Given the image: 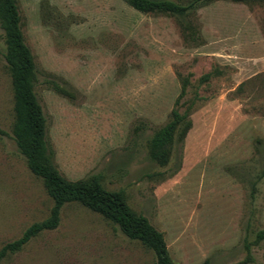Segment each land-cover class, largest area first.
<instances>
[{
  "label": "rangeland",
  "instance_id": "obj_1",
  "mask_svg": "<svg viewBox=\"0 0 264 264\" xmlns=\"http://www.w3.org/2000/svg\"><path fill=\"white\" fill-rule=\"evenodd\" d=\"M188 3L190 0H174ZM54 167L122 191L174 264H264V5L213 0L175 16L123 0H16ZM0 19V249L54 205L13 136ZM166 161L150 141L175 119ZM0 264H156L77 202Z\"/></svg>",
  "mask_w": 264,
  "mask_h": 264
},
{
  "label": "trees",
  "instance_id": "obj_2",
  "mask_svg": "<svg viewBox=\"0 0 264 264\" xmlns=\"http://www.w3.org/2000/svg\"><path fill=\"white\" fill-rule=\"evenodd\" d=\"M123 1L142 13L162 12L185 16L213 0H190L185 4L174 0ZM231 1L264 5V0ZM0 19L5 32V59L11 75L14 97V140L26 159L27 167L42 180L54 203L46 220L32 224L19 239L0 249V260L20 251L43 231L54 230L59 225L62 206L77 202L117 226L130 240L138 241L151 250L156 257V264H174L163 234L151 225L147 218L129 207L122 191H108L96 180H67L54 167L46 141L45 119L34 92L35 63L30 49L24 42L16 0H0ZM180 121L181 118L175 114V119L151 139L150 155L154 160L166 161V148L172 143L176 124ZM3 134L0 130V136ZM259 239H264V230Z\"/></svg>",
  "mask_w": 264,
  "mask_h": 264
}]
</instances>
